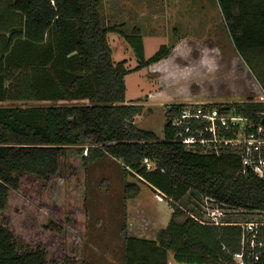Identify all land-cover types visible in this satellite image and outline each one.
<instances>
[{"label": "trees", "instance_id": "obj_1", "mask_svg": "<svg viewBox=\"0 0 264 264\" xmlns=\"http://www.w3.org/2000/svg\"><path fill=\"white\" fill-rule=\"evenodd\" d=\"M101 1L9 0V11L19 14L21 26L8 37L0 35V102L16 100L6 86L8 76L13 68H27L30 93L19 101L39 104L0 105V213L6 212L10 193L29 183L48 200L53 214L45 228L58 235L65 229L66 236L72 231L80 242L89 230V164L111 155L122 161L126 173L173 204L171 219L156 239L125 237V264H168L169 252L179 264H235L242 227L202 224L178 202L196 191L225 205L264 212V181L243 174L234 155L194 153L176 140L169 118L182 104L166 110L163 139L135 125L140 108L124 104L128 70L125 61L115 64L108 34L125 37L140 62L136 69L165 58L170 50L163 46L146 60L139 30L127 34L108 26ZM216 1L239 52L264 48V0ZM246 107L251 112L262 105ZM145 158L155 164L153 169H147ZM75 159L77 187L69 177ZM137 190L133 183L125 185L127 195ZM51 253L18 239L7 218L0 223V264H91L70 255L54 261ZM253 264H264V256Z\"/></svg>", "mask_w": 264, "mask_h": 264}, {"label": "rangeland", "instance_id": "obj_2", "mask_svg": "<svg viewBox=\"0 0 264 264\" xmlns=\"http://www.w3.org/2000/svg\"><path fill=\"white\" fill-rule=\"evenodd\" d=\"M101 14L108 26H117L127 34L139 30L145 59L150 60L163 46L169 54L159 61L136 69L140 62L134 49L119 32L108 34L115 64L125 61L127 105L140 108L134 117L138 128L164 138L166 110L175 103L233 102L256 100L264 93V48L239 52L234 46L216 0H102ZM9 0L0 1V35L9 36L21 26L19 14L9 11ZM184 43H181V41ZM165 53V52H162ZM6 86L17 105L39 104L19 101L30 93L29 69L13 68ZM69 169L71 182L78 179L76 159ZM130 182L138 190L125 193ZM75 187V183H73ZM131 194V195H130ZM159 191L136 175L126 173L123 163L107 155L89 164L87 238L67 230V236L46 229L53 214L40 190L24 182L11 192L7 210L0 213L15 236L30 247L43 245L54 261L66 255L91 264H125V237L156 239L173 213V204ZM203 196L190 191L178 205L186 215L200 216ZM222 221H264V212L221 205ZM190 216V215H189ZM234 256L235 264H239ZM173 253L169 252V260ZM174 263V261H172ZM169 264V263H168Z\"/></svg>", "mask_w": 264, "mask_h": 264}, {"label": "built area", "instance_id": "obj_3", "mask_svg": "<svg viewBox=\"0 0 264 264\" xmlns=\"http://www.w3.org/2000/svg\"><path fill=\"white\" fill-rule=\"evenodd\" d=\"M251 103L262 107L250 112L246 105ZM175 104L183 106L169 118V124L175 129V139L188 151L204 155H234L240 159L243 174L249 172L264 181V93L249 101L205 100ZM144 164L149 170L155 167L148 158L144 159ZM163 196L158 195L157 199L163 201ZM221 205L225 204L203 196L199 204L201 215H189L202 224L241 226V251L235 257L239 264L259 262L264 256V239L260 237L264 221H222ZM180 208L187 212L184 207Z\"/></svg>", "mask_w": 264, "mask_h": 264}, {"label": "crops", "instance_id": "obj_4", "mask_svg": "<svg viewBox=\"0 0 264 264\" xmlns=\"http://www.w3.org/2000/svg\"><path fill=\"white\" fill-rule=\"evenodd\" d=\"M181 43H184V41L182 40ZM172 261H174V263H173ZM168 263H169V264H179V263H177V262L174 260V257H173V260L170 259Z\"/></svg>", "mask_w": 264, "mask_h": 264}]
</instances>
